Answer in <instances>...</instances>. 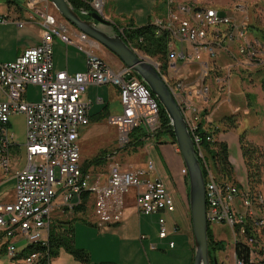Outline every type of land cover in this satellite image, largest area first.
Listing matches in <instances>:
<instances>
[{"label":"built area","instance_id":"1","mask_svg":"<svg viewBox=\"0 0 264 264\" xmlns=\"http://www.w3.org/2000/svg\"><path fill=\"white\" fill-rule=\"evenodd\" d=\"M206 2L207 0H197ZM166 13L152 24L157 33L167 31L169 63L161 71L154 67L172 94L193 141L196 155L206 172L205 215L208 226H227L233 245V264H264V243L257 232L264 228L260 205L264 199L251 196L249 187L241 190L231 182L218 180L212 171L200 136V124L208 109L209 70L200 67L194 79L177 78L173 61L189 63L198 60L204 52L211 58L215 50L227 47L234 40L243 42L238 48L239 62L246 64L258 58V49L246 37V22L236 23L221 16L215 9L197 4L188 5L178 0H164ZM91 8L100 12L102 0H93ZM240 8V7H239ZM9 21L0 16V25ZM21 28L23 23L14 21ZM42 29L40 43L25 50L13 62L0 63V170L7 173L12 163L13 134L9 119L24 116V167L14 173V200L0 204V247L10 260L18 256L17 241H26L33 250L24 258L26 264H49L42 248L47 246L54 209L73 211L82 203V195H92L94 226L108 231L122 222L126 196L134 190L133 204L143 216L174 211V203L160 178L148 179L154 170L152 162L144 168L123 167L110 162L106 174L94 170L82 171L80 151L76 143L82 127L89 124V105L82 95L90 85H111L117 88L120 113L107 118L114 127L117 143L124 147L130 134L139 128L144 139H153L161 129L159 105L150 90L131 71L122 66L113 70L96 53L99 44L80 32L71 38L64 25L50 14H40ZM58 39L85 54V71L67 74L54 71L52 42ZM177 42L190 46L189 51L175 48ZM39 88V98L27 102V86ZM207 133V132H206ZM213 133H207L205 142H214ZM20 158V157H19ZM15 159V165H18ZM187 176L186 169L181 170ZM157 237H167L164 219L158 220ZM144 236H141L143 239ZM173 247V243H169ZM156 245H151L155 249ZM237 248V249H236Z\"/></svg>","mask_w":264,"mask_h":264},{"label":"crops","instance_id":"2","mask_svg":"<svg viewBox=\"0 0 264 264\" xmlns=\"http://www.w3.org/2000/svg\"><path fill=\"white\" fill-rule=\"evenodd\" d=\"M240 0H237V2ZM155 6H145L142 13L137 15L134 14V22L136 26L145 25L150 19L152 22L155 19L163 18L166 10L164 0H154ZM105 3V1H104ZM264 0L258 1L257 6L246 8L244 6L243 11H238L236 6H229L225 3V0H209L206 4L197 3L196 7H211L214 8L219 15L231 18L236 23L246 22L248 28L246 32L247 40L256 45L258 49L259 59H255V64H242L247 66L238 65L235 63L236 56L238 55V43H227L229 53L221 48H216L214 58H209L204 52L201 53L198 60L191 61L189 63H184L182 61H173L175 67L177 68V78H185L192 80L196 77L199 63L207 65L209 70L208 85L211 90L212 99L208 104V114L202 120V129L207 133H214V137L218 142H223L228 148V159L234 170V180L238 185L243 188L248 187L247 172L245 169V164L243 157L241 155L239 146V136L233 131H228L225 125L222 123V119L228 116H236V109L233 104L236 103L239 95L238 91L241 88V81L246 79L249 84L248 87L251 88L252 82L255 77H261L264 80ZM163 5V6H161ZM46 6H53L49 0H0V16L9 18L10 22L0 25V63L13 62L17 57H19L25 50L33 48L40 43L42 29L40 24V14L47 13ZM104 8V6H103ZM256 11V15L250 17V10ZM116 6H114V11H116ZM112 12L105 15L106 18L112 20ZM54 17V16H53ZM258 17L262 22L258 20ZM55 18V17H54ZM57 22L66 27L68 35L76 39L79 36L80 31L75 27L71 26L65 20L61 18H55ZM147 20V21H146ZM18 21L23 23L22 27L19 28L14 23ZM175 48L179 51H189L190 46L186 43L177 42ZM237 50V51H236ZM95 53L110 67L113 65V70H119L123 65L120 61H116L115 58L106 52V50L99 45ZM228 57L226 59L229 63L224 65L223 55ZM228 54V55H227ZM52 62L54 71H65L67 74L72 75L75 73H80L85 71V54L78 51L75 47L71 45H65L58 39H54L52 42ZM247 67V71L243 72L241 70L236 71V68ZM232 68L234 70H232ZM263 74H259L261 72ZM240 74V75H239ZM249 78V79H248ZM224 82L225 88L219 89L218 95L215 92L218 88V84ZM245 83V82H244ZM261 86L264 87V81H262ZM28 87H33L39 89L37 86L29 85ZM212 87V88H211ZM27 91V90H26ZM256 94V96H255ZM245 94L244 102L246 106H251L262 101L261 94ZM254 95V97H253ZM261 99V100H260ZM83 102L89 105L88 115L90 117L89 123L91 122L92 116L97 118L98 116H103L104 120L108 117L114 116L121 111L118 91L117 88L111 85H99V86H88L82 95ZM263 105V104H262ZM227 109L228 113L225 111ZM229 109V110H228ZM89 125V124H88ZM222 127V128H221ZM224 127V128H223ZM114 128V127H113ZM219 129V130H218ZM218 131L216 134L215 131ZM81 131V130H80ZM115 131V129H114ZM147 149H151L156 153L157 164L154 162V158L149 155ZM145 150V157L142 161L138 157L140 162L139 167L144 168L147 162H152L154 170L148 179L160 178L166 188V182L172 187L175 200L177 199L182 211V218L185 223V228H181L180 221L176 219L172 213L164 212L158 215L143 216L140 215L133 203L125 205L124 216L122 222L115 226L114 228L101 232L99 230H94V217L92 213V195L89 194V199L85 205V211L73 213V211H52L54 218L52 217L51 226L54 227L56 231L62 232L63 225L59 224L61 222H72L74 216L77 214H88L87 220L81 219L80 225H72L73 229V240L77 247L87 248L86 245L78 244L79 236L82 240V233H98V236L89 239L92 242V248L96 250L99 258L97 261H92L89 264H99L110 262L114 264H193L194 259V246L192 238V230L190 223V215L188 214V206L186 203L187 196V183L186 176L182 174L181 170L185 169L183 160L178 151V148L167 136H162L156 140L149 139L145 140L142 147L137 148V151ZM18 149L14 148L12 150V158L18 156ZM24 156V153H23ZM20 157V156H18ZM16 159V158H15ZM15 159H13V164L7 173L3 172L2 176L9 175L10 171H18L15 165ZM142 164V165H141ZM160 168L164 172V176L161 174ZM92 170V168H90ZM93 171V170H92ZM0 172H2L0 170ZM14 173L12 178L14 179ZM4 179V178H0ZM1 183V182H0ZM15 185V179H14ZM171 197V193L168 192ZM173 200V198L171 197ZM14 200V189L12 194L9 196L8 200L0 204H5L12 202ZM174 201V200H173ZM174 203V202H173ZM83 204V199L82 203ZM80 204V205H81ZM51 213V214H52ZM160 218L164 219L165 227L170 229V235L163 240H159L157 237L158 231V220ZM180 218V217H179ZM90 220V221H89ZM173 223V226H172ZM72 224V223H71ZM86 225V226H85ZM57 226V228H56ZM173 228H170V227ZM92 228V229H91ZM80 234V235H79ZM214 239L217 241H223L222 239H217L214 234H212ZM257 237L264 243V228L257 232ZM141 236H144L141 239ZM87 240V241H89ZM21 242L20 240L17 241ZM80 242V241H79ZM224 242V241H223ZM169 243H173V247H169ZM112 246L113 254L106 256L104 253L98 251V249L105 251L106 246ZM151 245H156L155 249H151ZM17 253L18 258L20 257V252H22L26 247L19 250L18 245ZM98 248V249H97ZM232 257H233V245L231 241ZM90 253V250L87 249ZM3 248L0 247V253ZM4 252V251H3ZM93 253H90V257ZM63 264H80L74 261L70 256L62 255ZM57 258L53 260L51 264H59ZM234 262H232L233 264ZM62 264V263H61Z\"/></svg>","mask_w":264,"mask_h":264},{"label":"rangeland","instance_id":"3","mask_svg":"<svg viewBox=\"0 0 264 264\" xmlns=\"http://www.w3.org/2000/svg\"><path fill=\"white\" fill-rule=\"evenodd\" d=\"M104 1H105V3H104ZM208 1L209 0H207L206 2L203 3V1L200 2L197 0H178V3L179 2H186L188 5L191 6L192 4H197V3L206 4ZM258 1H261V0H240L238 2H237V0H225V3L229 6L237 5L236 9H238V11H243L244 6H246V8L257 6L256 3H258ZM92 2H93V0H91V2H89L90 6H92ZM154 3H155L154 0H102V6H104V8H102L101 13L100 12H97V13H100L101 15H103V17L105 19H107L108 21H110L114 24L116 23L119 26L124 27L127 23L131 22L132 20L134 22V18H132V17H134L135 13L137 15H139L140 13H142V10H144L145 6H155ZM114 6H116V9H117L116 11H114ZM161 6H163V5H161ZM46 7H47V11L50 13V15L54 16L55 18L57 17L58 19L60 18V20H61L62 17L57 12V10L54 8V6H46ZM212 9H214V8H212ZM107 11L109 13H111V12L113 13L111 16L112 20H109L108 18H106L105 15L107 14ZM91 12H96V11H94L92 9ZM84 13L85 12H82V14H84ZM254 14L256 15V11L252 12L250 10L249 16L253 17ZM7 20L9 22L12 21L9 18H7ZM258 20L260 22H262L259 17H258ZM99 29H101L104 32L109 33V34H113V32H114V30H112V28H108L105 26H99ZM232 42L238 43L239 46H241L243 44V42H241L239 40H234ZM226 46L227 47H223V49L226 51V53H229L228 45H226ZM219 48H221V47H219ZM134 50L140 57H143L145 60H147L153 66L155 65V63L159 64L156 61V59L150 58V57L144 55L143 53H141L140 51H138L136 49H134ZM106 52L110 53L108 50H106ZM221 55H223L222 59H223L224 65H228L229 63L227 62L226 59L229 57V55L227 54L228 57L224 54H221ZM112 56L115 58L116 61H118L114 55H112ZM215 56H216V54H215ZM208 57L211 58L209 55H208ZM259 58L260 57H258V59ZM239 60H240V58H239V54H238L236 56L235 63L237 62L238 65H242L243 63L239 62ZM255 63H258V62L254 61V62L246 63V64H255ZM242 66H247V65H242ZM111 67L114 68L113 65ZM197 67L199 69L200 65L196 66L195 70L197 69ZM234 69L232 68V70H234ZM239 70L246 72L247 67L236 68V71H239ZM259 74L261 76V74H263L262 71L259 72ZM261 77L259 78V80H258V77H255V80L251 83L252 84L251 88L248 87L249 84L247 83L246 79L241 81V88L242 89L240 91H238L237 95H239V97H238L236 103L233 104L234 108L236 109V114H237L234 117L235 118V121H234L235 127L228 129V131H233L239 137L242 136L245 143L250 144L253 147L257 148V150L259 152V154L257 156V162L260 165V173H261V181H260L261 183L257 184V189L260 192L259 195L264 199V87L261 86L262 81H264V80ZM217 88L218 89L215 92L213 91V93H215V95H218V93H220L219 92L220 88L221 89L225 88L224 82L219 83ZM211 93L212 92L210 90V92H209L210 95H208V101L209 102H211V100L215 99V96L212 99ZM246 93L251 94V95L255 94V93H257V94L262 93V95H261L262 101L259 102V104H258V103H256V100H255V104L251 105L250 107L246 106V102H244V100H243V99H245ZM255 96H256V94H255ZM253 97H254V95H253ZM38 98H39V89L33 88V87L32 88L28 87L27 91H26L25 100L27 102H35L38 100ZM209 109H210V107H209ZM209 109H207V114H208ZM225 111L228 113L227 109H225ZM9 130L13 134L12 142L15 144L16 149H18V152H16V153H19L18 156H20V158L18 156L13 157L12 158V164H13V159L17 158L18 160H16V162L19 165L17 167V169H22L25 165L24 156H23L24 144H25L24 116L21 114H18V115L11 117L9 119ZM214 141H217V140L214 139ZM76 143L79 147L80 162L82 164L93 160L96 156L100 155L102 152H105L107 154V156L111 155V157L108 158L107 164L105 166L92 168L94 170V174H97V173L101 174V175L106 174V171L108 169V165L112 161L118 162L123 167V169H128V168L134 169V168L139 167L140 162L138 160V157L141 158L142 161L144 160L143 158L145 157V150L144 151H141V150L135 151L131 147H126L128 144L124 147L120 146L117 143L114 128L108 124L107 120H104V119H100L99 121H91L89 123V125L82 127L81 131L79 132V137L76 140ZM147 151L149 152V155L152 157V159L154 158V162L157 164V160H156L157 156H156L155 151H153L151 149H147ZM202 168H203V166H202ZM245 169H246V172L248 174V169L246 167H245ZM160 171H161V174L164 176V172H163L162 168H160ZM212 171H213V169H212ZM13 173H14V171H10L9 175L2 176L3 171L0 172V178H4V179L0 180V182H1L0 183V203L8 200L9 196L12 194V191L14 189V179L12 178ZM164 181L166 182V189L168 190V192H170L172 194L171 197L174 200L173 202H174V207H175V213L173 214V216L176 217L178 222L180 221V224H181L180 229H184L185 223H184V220L182 218L181 206H180L178 200L177 199L175 200L174 193L172 191V187L170 186V184L167 182V180L164 179ZM234 184L241 190L240 192H242L244 190V188L241 185H238L237 183H234ZM186 193H187V191H186ZM133 197H134V190L130 189L128 195L126 196V202H125L126 206L128 204L133 203ZM186 203L188 206V196H186ZM56 211H60V210L58 209V210H55L54 212H56ZM53 213L51 214V220H52V217L54 218ZM188 214H189V207H188ZM88 215H89V213L85 214V215H83V214L75 215L74 220L72 221V225L82 224L81 219L82 218L84 220L89 219ZM172 226H173V223H172ZM172 226L170 228H173ZM209 229L212 232V234L215 235V237L217 239H222L225 243V249L223 251L217 252L215 254L217 264H232L233 257H232V249H231V234H230L229 228L227 226L218 225V224L214 223V224L209 225ZM94 230H96V228H94ZM166 230H168L167 227H166ZM168 231L170 232V229ZM168 231H167V234L170 235V233ZM93 234L95 235V237L98 236L97 232H95ZM93 234L82 233V238H83L82 240H80V236H79L80 242L78 241V244L81 243L82 245H86L85 247H87V248L77 247L75 245V243H73L74 247L76 249L83 250L84 253L87 254L90 263H92V261H97V259L99 258L96 250L94 248H92V242L89 240V239L93 238ZM87 240H89V241H87ZM73 242H74V240H73ZM18 243L19 244H17V245L19 247V250L23 249L27 245L26 241H21ZM87 249L90 250V253H93L91 255V257H90V253L88 252ZM98 251L101 253H104L106 256H110V254H113V250H112L111 245L106 246L105 251L100 250V249H98ZM62 255L70 256L63 249H60L58 252V255L55 258H50L48 256L49 264H51L53 262V260L56 258H57V260H58L57 262L59 264H61V263L63 264V261H62L63 259L62 258L60 259V257H59ZM24 258H25V256L24 257L22 256V257L16 258L15 260H10L9 258L6 257V255L2 251L0 253V264H26ZM76 262H78V261H76Z\"/></svg>","mask_w":264,"mask_h":264},{"label":"trees","instance_id":"4","mask_svg":"<svg viewBox=\"0 0 264 264\" xmlns=\"http://www.w3.org/2000/svg\"><path fill=\"white\" fill-rule=\"evenodd\" d=\"M72 9L79 15L82 12H91L92 8L89 5L91 0H67ZM82 16V15H81ZM84 17V16H83ZM119 36L122 40L129 45L131 48L136 49L143 53L144 55L156 59L160 64L161 71H165L169 63V48L168 45L172 41V37L167 31L157 33L155 26L149 19L148 22L143 26H136L133 22L127 23L124 27L114 24ZM136 76V75H135ZM137 77V76H136ZM139 79V77H137ZM140 80V79H139ZM141 81V80H140ZM153 96V95H152ZM154 98V96H153ZM155 99V98H154ZM92 116L91 121H99L103 119V116ZM235 116H228L222 119V123L227 127V130L234 128ZM90 120V117H89ZM159 121L161 129L156 133L154 139H159L160 137L167 136L173 144H175L174 135L169 125L168 117L165 112L159 106ZM200 136L203 138V144L206 149L208 160L212 166L213 172L218 180H223L226 182L236 183L234 180V170L228 159V148L223 142L214 141L213 143H206L205 138L207 133L202 129V123L200 124ZM215 133H218L215 131ZM163 134V135H162ZM214 134V133H213ZM130 140L126 147H131L135 151L138 147L143 146L145 141V135L141 132L139 128L133 130L130 134ZM133 137V138H132ZM239 146L241 155L244 160L245 167L248 169V187L251 192V196L256 198L259 195V190L257 189V184L261 182L260 165L257 162V156L259 154L256 147L244 142L242 136L239 137ZM125 147V148H126ZM108 155L102 152L100 155L96 156L93 160L82 164V171H87L90 168H97L105 166L107 164ZM204 179L206 178V172L203 169ZM187 183V176H186ZM83 204L75 207L73 213L85 211V205L89 199V193H84L82 195ZM260 209L264 215V204L260 205ZM72 222H61L59 224L63 225V231H56L55 226L50 228L47 246L43 249L50 258H55L58 255L60 249H63L68 253L75 261L81 264H89V258L83 250L76 249L73 242V229ZM57 228V226H56ZM208 248L209 254H216L217 252L223 251L225 249V243L223 241H217L214 239L212 232L208 226ZM237 249V248H236ZM33 250H36L34 246L26 247L22 252H20V257H24ZM18 258V256H17ZM99 264H114L110 262L99 263ZM210 264L212 262L210 261Z\"/></svg>","mask_w":264,"mask_h":264},{"label":"water","instance_id":"5","mask_svg":"<svg viewBox=\"0 0 264 264\" xmlns=\"http://www.w3.org/2000/svg\"><path fill=\"white\" fill-rule=\"evenodd\" d=\"M49 1L65 22L96 41L113 54L124 67L131 69L165 112L174 135L175 145L187 172L188 207L194 246L193 264H210V261L212 264H217L215 255L209 254L208 248L203 168L181 111L155 67L127 45L116 31L114 23L105 19L100 13L87 12L81 16L72 9L67 0ZM99 26L112 28L114 32L106 33L99 29Z\"/></svg>","mask_w":264,"mask_h":264}]
</instances>
